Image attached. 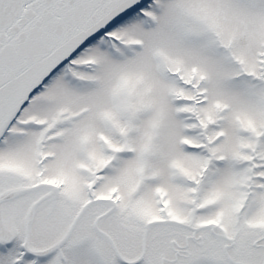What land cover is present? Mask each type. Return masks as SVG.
Listing matches in <instances>:
<instances>
[{
    "label": "snow or ice",
    "instance_id": "obj_1",
    "mask_svg": "<svg viewBox=\"0 0 264 264\" xmlns=\"http://www.w3.org/2000/svg\"><path fill=\"white\" fill-rule=\"evenodd\" d=\"M0 264H264V0H0Z\"/></svg>",
    "mask_w": 264,
    "mask_h": 264
}]
</instances>
